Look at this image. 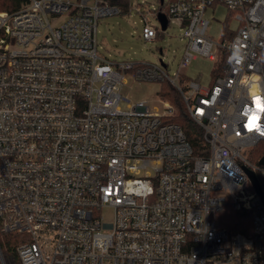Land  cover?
Instances as JSON below:
<instances>
[{"label":"built area","instance_id":"1","mask_svg":"<svg viewBox=\"0 0 264 264\" xmlns=\"http://www.w3.org/2000/svg\"><path fill=\"white\" fill-rule=\"evenodd\" d=\"M219 4L239 20L221 43L205 17ZM9 6L0 11V230L26 236L20 264H264V201L248 173L264 198V0H167L156 16L177 20L186 40L173 77L163 61L99 53L100 19L123 15L110 0ZM164 31L144 21L142 38ZM219 53L209 86L182 85L197 55ZM128 73L177 89L202 130L198 152L171 122L174 105L122 96ZM227 206L252 214L250 235L220 226Z\"/></svg>","mask_w":264,"mask_h":264},{"label":"rangeland","instance_id":"2","mask_svg":"<svg viewBox=\"0 0 264 264\" xmlns=\"http://www.w3.org/2000/svg\"><path fill=\"white\" fill-rule=\"evenodd\" d=\"M133 9L129 15L110 16L100 19L98 23V49L99 53L107 59L115 62L130 61L133 63L166 65V71L170 76H175L186 48V40L183 38L184 29L177 20H169V26L160 34L156 41H148L142 38L144 21L160 30V22L157 13L166 5L167 0H130ZM207 11L205 17L210 20L208 34L218 43H221L226 31H235L239 26V20L225 6L220 5ZM222 55L219 53L217 61L197 55L184 70L185 76L181 83L184 85L192 79L199 80L203 87L211 84L212 71L219 67ZM163 83L137 80L133 73H128L125 85L122 88V96L136 103L147 100L151 105L160 106L158 99L161 97L174 105L163 95L161 88ZM170 86L176 89L171 83ZM127 103L121 104L126 108ZM175 107V106H174ZM101 215L107 222L113 219V210L104 208ZM220 217L218 218L219 222Z\"/></svg>","mask_w":264,"mask_h":264},{"label":"trees","instance_id":"3","mask_svg":"<svg viewBox=\"0 0 264 264\" xmlns=\"http://www.w3.org/2000/svg\"><path fill=\"white\" fill-rule=\"evenodd\" d=\"M16 0H0V11L9 10L11 7L9 3H13ZM111 3L120 5L123 10V15L126 16L130 12V0H110ZM162 11L167 13V7L164 6ZM159 33L158 37H160ZM163 95L166 96L175 106L176 112L172 117L171 122L178 124L186 133L188 140L198 152L200 148V142L202 140V130L191 119L190 115L185 109L184 102L177 89L170 86V83L163 82L161 88ZM264 145V144H262ZM259 146V152L257 157L264 154V149ZM254 160V159H253ZM256 160V159H255ZM220 226L226 228L232 233H242L250 235L252 232V214L243 210H236L231 206H227L225 210L218 216ZM26 239V236L20 234H5L0 230V249L3 257V261L0 257V264H20V260L17 254V247Z\"/></svg>","mask_w":264,"mask_h":264},{"label":"water","instance_id":"4","mask_svg":"<svg viewBox=\"0 0 264 264\" xmlns=\"http://www.w3.org/2000/svg\"><path fill=\"white\" fill-rule=\"evenodd\" d=\"M158 20L160 22V26H161V29L162 30H166L167 29V26H168V18L167 16L164 14V13H159L158 14ZM261 164H264V157L263 159L260 161ZM249 175H250V178H251V181H252V184H253V187L255 188L257 194L262 198V200L264 201V198H263V192L261 190V187H260V184L255 176L254 173L248 171ZM0 257H1V260L2 262L4 263L3 261V257H2V253H1V249H0Z\"/></svg>","mask_w":264,"mask_h":264}]
</instances>
